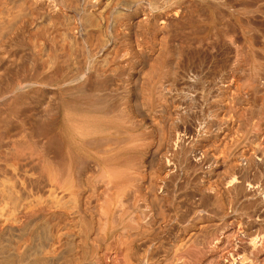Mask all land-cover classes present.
I'll list each match as a JSON object with an SVG mask.
<instances>
[{
    "label": "bare ground",
    "instance_id": "bare-ground-1",
    "mask_svg": "<svg viewBox=\"0 0 264 264\" xmlns=\"http://www.w3.org/2000/svg\"><path fill=\"white\" fill-rule=\"evenodd\" d=\"M69 1L70 0H68L67 2H69ZM176 1H178V0H100V1L86 0L85 3H86V7H87L86 10L87 11H85L83 13L85 15H83L81 13L78 14V16L83 15L81 17L84 18V21H85L84 23L80 24V27L82 30V31L80 30V32L84 33V35L82 34V36H84L85 38L83 40L79 41V43L80 44L85 43L86 45H89V47H95L96 45H98L99 41L102 42V40L100 38L104 37V36L103 37L96 36L97 34H95V32L96 31L101 32V30L103 31V29L105 27H106V29L107 28L109 29V32H107V34H109L108 35L109 37L105 36L107 40L106 39L104 40V38H103V44H101L102 45V51H100L101 53L99 52L100 53V55L98 56L99 58L94 59V61L92 62V71H89V73H87L84 70L83 62L80 60H76L77 54L75 53V51L73 49L74 42L73 43L69 42L72 44H70L69 46L67 45L68 48H66V49L63 47L64 45L61 47H57V49H55L53 46H52L53 48H51L49 46V42L51 40V39H49V30H50V28L56 27L59 24L58 18H57V16H58L57 13H59L61 6H59V3H57V0H56V2H53V0H0V241L2 240L3 237H5L6 233L11 237V239L13 241V244L11 243L12 246L7 245L10 248L12 247L11 249L8 247V251H6L7 249H4L6 252H0V264H3L5 262V260H7L8 258L11 259V255H14V254H16L17 257H19V259H20L19 264H49L46 262L50 261V259H53V261H55V263L52 262L54 264H147V261H148V263H150L149 260H150V258H152V257H149L147 255V253L149 251V248H147V243L149 244V242L153 241L154 236H156L159 233L161 228L163 229V227L164 228L168 227L167 225L174 224L172 226L176 225V229H177V230L176 229H174V230L179 232L180 223L185 224V223H188L189 221H191L192 219H194L195 217L193 216V214L196 211L197 212H203V213H205L204 215H207V216L212 215V216H216V217H218V215H220L223 212L224 207L221 206V204L217 200L216 196H212V195H214V191L216 192V195L219 194L220 192H222V191H220L218 193L219 188H217L216 185H215L216 187L214 186V188L212 187L209 190L206 188L208 191H205L206 190L205 189V190L197 191L194 194V196H193L194 202H193V207H192L193 211L191 210L190 212H192V213H190V212L182 211L185 206L182 208L181 206H183V205H180L179 204L180 202H176L175 200H173L174 198L173 199L171 198L172 197L171 196V194H172V192H171L172 187L171 186L172 185H170V184H172V183H169L168 182L169 180L168 181L165 180V181L161 182V184L159 186L157 184L158 176H157L156 171L154 169V167H155L154 162H156L155 161L156 159L153 161V158H154V156H156L158 154L160 155L161 153H167L168 156L167 157L165 156L166 158H165V164H164L167 168L171 167V169H174L176 166L177 167L179 166L180 169L183 167V169L186 173L189 172V170L191 169V166H192V162H193L192 160L193 159L192 160H191V158L189 159L190 155L188 156V151H187L188 147L185 150L184 146L188 145L189 147H191L193 145L194 140H191V137H194V133H195L194 131H196L194 129H193L194 131L191 129L192 131H190V133H188L190 136V137H188L189 139L186 138L185 135H181L179 138L175 137L176 140L174 141V139H173V141L175 142L174 146H169L170 148L166 146V144L169 142H167V140L163 136H159L156 143H151V144H148L146 146L137 145V146H139L138 150L143 151L147 156L150 157L147 170L142 171V169H141L142 172L139 171L141 162H139V160L134 155H132L131 157L129 156V159H127V160H126V158L128 156L126 158H124L125 160L116 162V165L112 164L113 163L111 161L112 157L118 151V148L115 144H118V143L113 142L110 138H108V136H106L107 134H104L105 136L99 140L96 138L97 140H95V141L93 140V142L89 141L90 143H87V145L90 144V146L94 147L93 155L97 159H100V160H98V161L90 160V162H88L89 160H87V162H85L86 160L79 159L80 156H79L78 160L76 158H74L73 156H69V154H68V156L64 157L63 154L61 153L62 149H61L60 142H58L56 140L57 136H55V134L53 132L54 127L57 124V120L58 119H59L58 121L61 120L58 117L61 116L60 114L62 112L61 108L63 107L62 106L63 103H65L67 101L68 96H73V95L77 96L76 94L84 95L81 97L87 98V100L89 101L88 103L94 102V104H95V101L96 102L99 101L104 106L107 105V103H111L110 108H109V105H107L109 109L106 108L107 109L106 113L109 116H111L112 118H115V120H118L121 124H124V125L127 124L126 126H128V124L130 123V119H128L127 117L126 118L121 117L122 115L120 116L119 113L117 114V112L120 111L119 109H120L121 102L123 101V96H126L128 94V91H130V85L138 87V85L141 83V78L136 76L131 81L124 79L123 77L125 76V74L127 72V67L125 65H122L121 63L125 62L127 65L128 63H131V61L138 60V62H139L138 67L146 68L145 66H147L148 60H149L148 54L142 48L136 49V47H134L132 42L135 41L137 44L139 41L146 42L148 40L149 41L152 40L153 36H151L152 32L150 30L151 29L153 30L156 27H158V29H159V26L157 25V20L150 21L149 18H145V16H147L150 13V11L153 7H156V8L166 7V8H168L167 9L168 13H172V15H177L174 12V7H173L174 4L176 3ZM178 2H180V1H178ZM226 2H228V1H226ZM226 2H224V3L226 5H228V3H226ZM257 2H256V4H257ZM259 2H261V1H259ZM65 3H66V1H65ZM217 4L218 3H216V5ZM234 4H236V3H234ZM191 7L193 8L194 6H191ZM220 7H221V5H220ZM226 7L228 9V6H226ZM169 8H170V10H169ZM256 8L254 7L255 11H256ZM251 9H253V8H251ZM258 9H260V8H258ZM92 10H96V12H97L96 17H95V15L92 16L90 14ZM145 10H147L146 14H145ZM246 12H245V15H246ZM248 12H250V11H248ZM161 13H163V12H161ZM140 14H141L142 18L139 19ZM249 14H252V12ZM165 15H167V14H165ZM205 15H207V14H205ZM210 15H211V13H210ZM218 15L219 16L222 15V11H221V14H218ZM89 16L93 17L92 18L94 20L93 23H90V21L88 22L87 18H90ZM235 16H233V17H235ZM209 17L210 16H208L207 18H204L203 21L198 22L196 24H194L195 23L194 19H193L194 23L192 22L194 25L197 26L196 28L198 29V32L200 31L199 37L204 38V40H207L206 37L210 36L209 34L213 29V26H212L213 21L210 20L211 18H209ZM224 17H227V15L226 16L224 15ZM224 17H222L221 19H223ZM246 18H247V16H246ZM189 19H191V17H189ZM256 19H259V18H256ZM262 19H264V18H262ZM110 20H111V24L109 25ZM198 20H201V19H198ZM239 20L242 21L241 19H239ZM99 21L101 22V26L99 25L100 24ZM227 21L229 22V20H227ZM243 21H242V23H243ZM262 21H264V20H262ZM250 22L252 23L253 21H250ZM246 23H248V21ZM60 25L62 26V23ZM188 25L186 26V30L188 29V31L185 30V33H187V32H190V33L194 32L195 33L196 30H193V29H195V27L194 26L192 27L191 23H190V26L193 29L189 30V28H187ZM213 25H214V23H213ZM247 25H249V24H247ZM181 26H183V25H181ZM166 27H167V25L163 26L162 28H166ZM177 27H178V25L176 26V29H177ZM179 27H180V25H179ZM183 27H185V24ZM225 27H223V28L226 30ZM223 28L221 30H223ZM170 29H168V30H170ZM173 29H174V27H173ZM170 31H168L167 34H169ZM179 31H178V33H179ZM181 31H184V30H181ZM216 31H217V29H216ZM172 32L174 33V30ZM172 32H171V34L173 35ZM214 32H215V30H214ZM233 32H235V28H234ZM244 32H247V31L245 30ZM250 33H249V35H251ZM232 34L235 37L234 33H232ZM50 35H52V34H50ZM172 35H171V39L173 37ZM178 35H180V34H178ZM186 35H184V36H186ZM212 35H214V33H212ZM229 35H230V33H229ZM82 36H81V38L80 37L79 38L82 39ZM30 37H33L34 39L38 38V39L42 40L40 42V45H42V46L39 47V50L38 51L36 50L34 53H33V51L35 50L34 47H32V49H33L32 50V49H30L31 47L29 48V46H28L30 44L29 43ZM51 37H53V35ZM221 37L223 39H225L223 37V35ZM71 38H73V37H71ZM183 38H185V37H183ZM191 38H192V36H191ZM216 38H218V37H216ZM65 39H66V37H65ZM169 39H170V36H169ZM237 40H239V39H237ZM30 41H32V40H30ZM53 41H55V40H53ZM186 41L188 42V40H186ZM209 41H210V38H209ZM165 42L167 43V41H165ZM200 42H201V40L199 39V41L198 42L196 41L195 44L200 43ZM205 42H208V41H205ZM189 43H190V41H189ZM239 43H240V40H239ZM75 44L77 45L76 47H78V42H75ZM168 44L170 45V42H168ZM191 44H194V43H191ZM36 45H37V43H36ZM258 45H259V43H258ZM139 46H141V45H139ZM179 46H181V45H179ZM192 46H194V45H192ZM200 46L202 47V45H200ZM206 46H204V47H206ZM212 46L214 47V45H212ZM246 46H245V48H246ZM241 47H242V45H241ZM81 48H82V46H81ZM81 48H80V50H81ZM96 48H99V47H96ZM245 48H244V50H245ZM86 49H85V51H86ZM208 49L206 51H208ZM92 50L88 49L89 52H91ZM89 52H87V53H89ZM164 52H167V51H164ZM182 52H184V51H182ZM230 52H232V51H230ZM81 53H82L81 55H83V52H81ZM240 53H241V51H240ZM93 54H95V52ZM88 55L90 56V54H88ZM229 55H231V54H228V56ZM195 56H197V54H195ZM201 56H199V58H201ZM243 56H244V54H243ZM81 57H83V56H81ZM125 57H127V59H124ZM188 58H186V59H188ZM246 58L247 57H245L244 59H246ZM254 58H258V57H254ZM260 58L261 57L259 56V59ZM83 59H85V58H83ZM189 60H188V62H190ZM195 60H197V59H195ZM221 60H223V59H221ZM166 61L168 62L167 59H166ZM115 62H118V65L115 68L112 67V68H114V69H112L111 65L114 64ZM158 62H161V61L158 60ZM173 62L174 61L171 59L169 62V66H171L173 64ZM191 63L193 64L194 62H191ZM157 64H159V63H157ZM225 65H227V64H225ZM154 66H155V68L157 67L156 65H154ZM180 67H182V66H180ZM209 68H212V67H209ZM225 69L222 70L219 68V72H218V67H217V69H216L217 71L216 70L215 71L220 74V75L218 74L219 76H217L218 79H219V77L221 78L224 76V74H226ZM202 70H203V68H202ZM234 72L239 75L240 68L236 67L234 69ZM154 73H155V75H154L155 77L152 75L154 77L153 81H150L151 79L149 80L150 82H152V85H151L152 89L148 86L151 90H153L154 86H155V89H157V88L162 89L163 86L165 85V83L170 82V79H173V76H174V72L168 68L165 72H162L161 67H158V69L156 68V72L154 71ZM199 74H201V73H199ZM204 74H206V73H204ZM213 74H214V72H213ZM246 75L247 74H245V76ZM139 76H141V75H139ZM177 76L179 77V75H177ZM205 76H208V74ZM215 76L216 75H214V77ZM180 77H182V75H180ZM204 77H202V78H204ZM185 78H186V76H185ZM185 78L183 77V79H185ZM196 79H198V78L196 77ZM175 80H177V79H175ZM213 80H211L212 83H213ZM236 80H238V76L236 77ZM253 81L254 80L252 79V82ZM22 83L29 84L31 86L30 87L31 90L29 89L30 90L29 93H28V90H27V92L24 91L26 93L22 94V95H20L21 90H19L18 92H20V93H16V94H18V96H17L15 94V89L18 85H20ZM255 83L256 82L254 81V84ZM198 86H197V88H198ZM206 87H208V85ZM146 88H147V86H146ZM201 88H202V86H201ZM257 88H255V89H257ZM194 89H196V88H194ZM206 89L208 90V88H206ZM16 90H18V89H16ZM177 90H179V89H177ZM251 90H252V88H251ZM251 90L250 91L248 90V91L252 92L253 90L252 91ZM261 90H263V89H261ZM159 91L160 90L158 89V92ZM195 92H196V90H195ZM200 92H203V90ZM263 93H264V91H263ZM157 95H159V94H157ZM177 95H178V93H177ZM194 95H196V94H194ZM199 95L197 94L196 96H199ZM138 96H139V93H138ZM217 97H219V96H217ZM136 98H138V97H136ZM161 100H162V98L160 97V99L158 101H156V103H154V104L158 105L161 102ZM226 100L228 101V99H226ZM114 101H117L116 104H114L115 103ZM206 101H207V99H206ZM112 102H113V105H112ZM165 102H167V101H165ZM228 103H233V102L231 101ZM138 104L139 103L137 102V99H134V110L137 113L139 112L141 114L142 113L140 110L141 107L139 109ZM247 104H249V103H247ZM97 105H98V103H97ZM206 105H207V103H206ZM104 106H103V108L101 106V108L105 109ZM170 106H172V105H170ZM230 107H231V105H230ZM66 108H70V106L66 107ZM95 108L98 109L100 107L97 106ZM233 108H231V109H233ZM171 110H172V108H171ZM167 111H170V110H167ZM209 111H210V109H209ZM230 113H231V111H230ZM107 114H106V116H107ZM227 114H228V112H227ZM67 115L68 114H66V116ZM236 115H238V114L236 113ZM208 118H209V115H208ZM208 118H206V119H208ZM156 119H154V120H156ZM167 119H169V118H167ZM115 120H113V121H115ZM179 122H182V121H179ZM184 122H187V121H184ZM110 124H107L106 128ZM163 124H164V122H163ZM255 125H257V124H255ZM110 126H108L109 129L112 128ZM112 126L114 127V125H112ZM155 126L157 128H159L157 125H155ZM129 127H132V125ZM176 127L178 128L179 125ZM188 127H191V126H188ZM195 127H196V125H195ZM117 128L115 130H117ZM117 131L114 132L116 135L118 134ZM262 131H264V130H262ZM83 133L84 132L81 129L77 131V134L80 136L83 135ZM111 133H109V134H111ZM124 133L126 134L125 131H124ZM247 133H249V131ZM115 134H113V135H115ZM236 134H238V133L236 132ZM116 135H115V137H116ZM120 135H118V136H120ZM99 136H100V133H99ZM110 136H112V135H110ZM241 136H242V134H241ZM115 137H113V140H115ZM259 137H262V138L260 140L258 138V142H256V143L252 142L254 145L249 148L250 150L242 153L240 161L237 163L235 162L236 163L235 171L228 173L227 175L222 177L223 178L222 179V181H223L222 187L228 189V193L230 195L229 212H230V215L232 216V220L229 222L223 221L222 223L219 224V227L221 225L220 228L217 227L216 224H214L216 227H213L212 229H209V230L206 229V227L201 224L204 227V228L202 227V229H204L206 231H203V233L199 234L196 237L193 235V237H195L194 239L192 237H190L193 239L190 242V244H188L186 246L185 245L176 246L177 249L174 247L175 250H174L173 257H174V261H175L174 263L175 264H196V262L199 259H201V258H203L209 254L210 249L212 247H214L213 251L215 252V255L211 256L212 257V259H210V260H212L211 264H264V135L261 134V136H259ZM121 138L122 139H125V138H123V137L119 138V141L122 142V146H123L124 141L127 142L128 139H133V137L131 135H129L128 139L127 140L125 139L124 141ZM237 138H238V135H237ZM60 139H62V138H60ZM170 139L172 140V138H170ZM116 140H118V139H116ZM220 140L221 139H219V141ZM238 140H239V138H238ZM55 141L57 142L58 150L60 148V151L57 150L56 158H53V156L50 154H52L51 151L52 152L54 151V148H53L54 146L52 147V145H53V142H55ZM60 141L62 142V140H60ZM133 141H134V139H133ZM228 144H229V142H228ZM133 145H134V143H133ZM209 145L210 144H208L207 146H209ZM211 145H212V143H211ZM51 147L53 150H51ZM131 147H134V146H131ZM116 148H117V151H116ZM126 151H128V150H126ZM131 152H133V151H131ZM125 153H127V152H125ZM211 154L208 155L205 158V160L203 159V163L212 164L216 158L215 155H218L221 157V153H220V155L219 154L211 155ZM50 156H51V158H50ZM161 157H162V155H161ZM197 157L198 156H195L194 158L196 159ZM233 158H235V157H233ZM221 159H222V157H221ZM197 161H198V159H197ZM100 162L103 163V166L101 165ZM194 162L196 163V161H194ZM201 163L199 161L200 165H201ZM82 164H83V166L87 165L85 168L83 167L84 168L83 171H82L83 168L80 166ZM219 164H221V163H219ZM119 166H124V167L129 166L130 168L129 169L128 168L122 169V168H118ZM79 167L82 169L80 170ZM222 168H224V167H222ZM176 169H178V168H176ZM168 170H167V173L172 172V170L171 171H168ZM180 172H181V170H180ZM214 173H217V172H214ZM87 175L89 176V181L92 184L91 187L94 186L93 188L97 189V197H96V200H98L97 203L94 202L92 204V202L90 200L91 203L86 204L88 201L85 203V201H86L85 200V201H83L85 203L84 204V203H81V201L80 202L77 201L75 198L77 196L76 191L79 190L77 188L78 184H80L79 182H81L82 178L87 176ZM166 175L167 174H165V176ZM194 176H196V175H194ZM183 177H184V175H183ZM166 178L169 179V177H167V176H166ZM173 178L175 179V177H173ZM159 179H160V177H159ZM18 182L20 183L19 186L20 185L21 186L18 187V185H17V189H16L13 185L15 184V186H16V184H18ZM84 185H85V183H84ZM207 185L208 184H206V186ZM53 187L58 191V195H57V192L55 190L54 191L52 190ZM207 187H209V185ZM50 188H52V189L50 190ZM201 189H203V187H201ZM46 190H48V194H47L48 196L50 194L49 192H52L53 195L56 193L55 194L56 197H58L60 194L61 195L60 199L63 196V198L66 197L65 199L69 198L72 200V202H70L69 199H68L69 201L65 200V202H67V203L68 202L72 203V206L70 207V210L68 211L69 212L68 214H69L70 219H71L69 221L70 223L68 225V226H70V228L67 227V224H65L63 222V218H62V217H64L63 213H65L67 211L66 210L65 212H63V209L65 207L64 208L62 207L63 208L62 209L60 206H58V205L55 206L53 204L54 205V208H52L54 210L53 211V210L49 209V207L46 208L47 206L45 207L43 204H40V205L38 204L37 207H35V208H29V205L28 204L26 205L25 204L26 202H25L24 204L26 206V209L27 210L29 209V210L26 213L21 214V212H20V210L22 211L21 205H20L21 200H22V202H24L26 200L25 198H28L29 196H31L33 194L35 195L36 193L42 192L44 194V191H46ZM79 191H81V190H79ZM174 191H176V190H174ZM46 193L43 196H46ZM78 193L79 192H77V194ZM52 194H50V195L53 197ZM86 195H88V194H86ZM78 196H79V194H78ZM35 197L37 198V199L36 198L35 199L37 200L38 203L42 202V201H43V203L45 202L43 199L44 197L39 198V194H37V196L35 195ZM47 197H46V199H47ZM50 197H48V199ZM63 198L61 201H64ZM89 198H91V197H89ZM57 199H59V198H57ZM164 199L166 200V202H168V204L170 206L169 218H166V212L163 209V207H164V205H163L164 201L163 200ZM28 200H29V198H28ZM28 200H27V202L29 203ZM53 200H54V198H53ZM92 200H94V199H92ZM191 201H192V199H191ZM227 201H229V200H226V202ZM22 202H21V204H22ZM55 202L57 203V201H55ZM30 203H31V201H30ZM46 203H47V201H46ZM46 203H44V204L47 205ZM146 204H150L155 208L153 210H155L156 213H152L153 215L156 214L154 217L151 216V214L149 212L143 210V208H144L143 206H145ZM150 205H148L147 207H150ZM25 206L23 208H25ZM27 206H28V208H27ZM49 206H52V205H49ZM65 206L67 207V205H65ZM153 207H151V208H153ZM190 209H188V210H190ZM18 210L20 213L18 212ZM24 211H26V210L24 209ZM17 212L21 216L23 214H25L24 218L22 219L23 216L22 217L19 216ZM220 216H222V214ZM208 218H210V217H208ZM66 222L68 223V221H66ZM61 223H63L62 224L63 226L60 228ZM190 223H188V224H190ZM55 225H57V228L54 230L55 231L54 232V231H52V228H53V226L56 227ZM209 226L210 225H208L207 227H209ZM212 226H210V227H212ZM227 227H229V229H228L229 233L223 238L224 240L222 241V238H221L222 236L218 237L219 236L218 232H220V230H223ZM45 230H47L48 234H47V232H44ZM65 230L66 231L68 230V231L65 232ZM43 233L47 234L50 238V240H49L45 237V240H47V241L49 240L48 242L46 241V243H43L44 240L41 242L39 240L40 238H42V236L40 234H43ZM7 238H8V236H7ZM4 239L6 240V238H3V240ZM188 239H189V237H188ZM65 246L70 247L69 252L67 251L69 256H71L70 258L64 257L63 256L64 254L60 252V250H62L61 248L65 247ZM4 247L6 248V246H4ZM34 247H36L35 248L36 250L34 249ZM164 255H165V253H164ZM17 257H16V259H17ZM170 258H172V257H170ZM167 260H168V258H167ZM13 261H14V259H13ZM206 263H207V261H206ZM206 263H204V264H206Z\"/></svg>",
    "mask_w": 264,
    "mask_h": 264
},
{
    "label": "rangeland",
    "instance_id": "rangeland-1",
    "mask_svg": "<svg viewBox=\"0 0 264 264\" xmlns=\"http://www.w3.org/2000/svg\"><path fill=\"white\" fill-rule=\"evenodd\" d=\"M62 1V2H61ZM66 1V3H65ZM68 0H57V3H59L60 7V11L59 13H57V18H58V25L56 27L50 28L49 30V46L51 48H55L57 49V47H61L63 46L65 49L68 48V46L70 44H72L74 42L73 45V49L75 51V53L77 54V59L76 60H80L83 62V66H84V70L89 73V71H92V62L94 61V59L99 58L98 56L100 55V51H102V45L103 44V38L104 40L106 39L105 36H108L109 34H107V32H109V29L106 27L103 29V31L101 30V32L96 31L95 34H97L96 36H100L103 38H100L102 40V42H98V45H96L95 47H89V45H86L85 43H79V41L83 40L85 37L82 36V34L84 35L83 32H80L81 27L80 24L84 23V18H82L81 16L85 15L83 14L86 10V0H70L69 2H67ZM73 3H72V2ZM100 1V0H97ZM180 1V2H178ZM176 1V3L174 4V12L177 15H172V13H168V8L166 7H161V8H156L153 7L150 11V13L145 16V18H149L150 21H154L157 20V25L158 27L154 28L153 30L151 29L150 31L151 36H153L152 40H148L146 42H142L139 41L137 44L135 41H133V45L134 47H136V49L138 48H142L143 50H145V52L148 54L149 56V60H148V64L147 66H145L146 68H140L139 66V62L138 60L135 61H131V63H128L126 65L125 62L121 63L122 65H125L127 67V72L125 74V76L123 77L124 79L131 81L133 80L134 77L138 76L141 78V83L137 86H133L130 85V91H128V94L126 96H123V101L121 102L120 105V111L117 112V114L119 113V115L121 117L124 118H128L130 119V123L128 124V126L121 124L118 120H115V118H112L111 116H109L106 113V110L109 109L111 106V103H107V105H109V108L107 105H103L101 102L99 101H95L94 102H90L87 100V98L81 97L84 96L82 94H76L77 96H68L67 101L65 103H63V107L61 108L62 112H61V116H59L58 118H60L61 120L58 121L57 120V124L54 127V134L56 137V140L58 142H60L61 145V149H62V154L64 157L68 156H73L74 158H76L78 160L79 156L81 160H86L85 162H87V160H89L88 162H90V160L92 161H98L100 159H97L94 155H93V150L94 147L90 146V144L87 145V143H90L89 141L93 142V140H99L102 137H104V134H107L106 136H108V138H110L113 142H116L118 144H115L118 148H116V153L113 155L112 157V164L116 165V162L118 161H122L125 160L124 158L129 159V156L131 157L132 155H134L139 162H141L140 165V170L142 169V171L147 170L148 167V162H149V156H147L143 151L138 150L139 146H146L148 144L151 143H156L157 139L159 136H163L167 142L166 146H174V141L176 140V138H179L181 135H185L186 138L190 137L188 133H190V131H192L193 129L196 130L194 131V137H191V140H194V143L191 147H189L188 145L184 146V149L186 150L187 147V151H188V156L189 159L191 158L192 162V166L191 169L189 170L188 173H186L183 169V167L180 169V167L176 166L174 169H171V167L167 168L164 164H165V158L168 156L167 153H161L160 155H156L153 158V161L155 160L156 162H154L155 164V171L156 174L158 176L157 179V184L158 186L161 184V182L165 181V180H169V183H172L170 185H172L171 187V198L173 200H175L176 202H180V205L183 208L182 211L185 212H190L192 210L193 207V196L197 191H201V190H205L206 188L209 190L210 188H214V186L216 185L217 188H219L220 192L219 194L216 195V192L214 191V195L212 196H216L217 200L220 202L221 206L224 207L223 212L221 213L222 216L218 215V217L216 216H207L204 215L205 213L203 212H195L193 214V216L195 217L194 219H192L191 221H189L188 223H180V229L179 232H177L176 230V225L172 226V225H167L168 227L163 229L161 228V230L159 231V233L154 236L153 238V243L149 242V244L147 243V248H149V251L147 253V255L150 258L149 262L147 261V264H175L174 262V247L176 248V246L179 245H188L190 244V242L199 234L203 233V231H206L204 229H202L203 226L206 227V229H212L213 227H219V224L222 223L223 221L225 222H229L232 220V216L230 215L229 212V203H230V195L228 193V189L222 187L223 186V181H222V177H224L225 175H227L228 173L234 172L235 171V166L236 163L240 161L241 158V154L250 150L249 148L252 147L254 144L258 142V138L259 140L263 137H259L262 135H264V0H178ZM228 1V2H226ZM258 1V2H257ZM261 1V2H259ZM53 2H56V0H53ZM200 4H199V3ZM206 2V3H205ZM208 2V3H207ZM218 3L216 5V3ZM224 2L228 3V5H226ZM249 2V3H248ZM252 2V3H251ZM257 2V4H256ZM215 3V4H214ZM236 3V4H234ZM238 3V4H237ZM260 3V4H259ZM74 4V5H73ZM78 4V5H77ZM84 4V5H83ZM183 4V5H182ZM204 4V5H203ZM211 4V5H210ZM225 6H224V5ZM240 4V5H239ZM246 4V5H245ZM253 6H252V5ZM63 5V6H62ZM215 5V6H214ZM219 5V6H218ZM221 5V7H220ZM244 5V6H243ZM251 5V6H250ZM191 6H194L193 8ZM207 6V7H206ZM211 6V7H210ZM214 6V7H213ZM228 6V9L227 7ZM231 6V7H230ZM237 6V7H236ZM241 6V7H240ZM246 6V7H245ZM70 7V8H69ZM245 7V8H244ZM254 7L256 8V11L254 9ZM220 8V9H219ZM253 8V9H251ZM260 8V9H258ZM82 9V10H81ZM158 9V10H157ZM163 9V10H162ZM204 9V10H203ZM250 11V12H248ZM160 10V11H159ZM167 10V11H166ZM170 10V8H169ZM252 10V11H251ZM254 10V11H253ZM95 11V12H94ZM145 10V14H146ZM157 11V12H156ZM190 11V12H189ZM204 11V12H203ZM211 11V12H210ZM220 11V12H219ZM222 11V15H218L221 14ZM226 11V12H225ZM247 11V12H246ZM163 12V13H161ZM173 12V13H174ZM217 14H216V13ZM224 12V13H223ZM246 12V15H245ZM252 14H249L251 13ZM77 13V14H76ZM81 13L83 15H79L78 14ZM96 10H92L91 11V15L96 17ZM211 13V15H210ZM244 13V14H243ZM69 14V15H68ZM167 14V15H165ZM207 14V15H205ZM248 14V15H247ZM77 15V16H76ZM191 15V16H190ZM224 15L227 17H224ZM237 17H236V16ZM244 15V16H243ZM67 16V17H66ZM174 16V17H173ZM204 16V17H203ZM208 16H210L209 18H211L210 20L213 21L212 26L213 29L210 32V36L206 37L207 40H204V38L199 37V32L198 29L196 28L197 26L194 25L198 22L203 21L204 18H207ZM214 16V17H213ZM235 16V17H233ZM247 16V18H246ZM254 16V17H253ZM261 16V17H260ZM60 17V18H59ZM80 17V18H79ZM90 18H87L88 22L90 21V23H93L94 20L92 19L93 17L89 16ZM185 17V18H184ZM189 17H191V19H189ZM202 17V18H201ZM222 17H224L223 19H221ZM229 17V18H228ZM142 18L141 14L139 15V19ZM227 18V19H226ZM250 18V19H249ZM256 18H261L256 19ZM61 19V20H60ZM195 23H194V20ZM201 19V20H198ZM236 19V20H235ZM239 19H241L243 21H240ZM174 20V21H173ZM184 20V21H183ZM192 20V21H191ZM229 20V22L227 21ZM232 22H231V21ZM239 20V21H238ZM248 23H246L247 21ZM255 20V21H254ZM186 21V22H185ZM189 23H188V22ZM191 21V22H190ZM236 21V22H235ZM250 21H253L252 23ZM87 22V23H88ZM194 24H193V23ZM231 22V23H230ZM263 22V23H262ZM62 23V26L60 25ZM99 25L101 26V22L99 21ZM173 23V24H172ZM178 23V24H177ZM195 27V29H193L191 26ZM245 23V24H244ZM251 23V24H250ZM111 24V20L109 21V25ZM185 24V27H183ZM189 24V25H188ZM218 24V25H217ZM249 24V25H247ZM167 25L166 28H162L163 26ZM171 25V26H170ZM178 25L177 29L176 26ZM182 28H180L179 27ZM183 25V26H181ZM188 25L187 28H189V30L193 29L196 30L195 33L192 32H187L185 33L186 30V26ZM220 25V26H219ZM226 27H225V26ZM263 25V26H262ZM162 26V27H161ZM215 26V27H214ZM62 29H61V28ZM64 27V28H63ZM75 27V28H74ZM79 27V28H78ZM172 29H170V28ZM174 27V29H173ZM225 27L226 30L223 28ZM232 27V28H231ZM180 28V29H179ZM185 28V29H184ZM223 28V30H221ZM228 28V29H227ZM235 28V32L234 31ZM75 29V30H74ZM79 29V30H78ZM102 29V28H101ZM162 29V30H161ZM170 29V30H168ZM217 29V31H216ZM220 29V30H219ZM174 30V33L172 32ZM179 33H178V31ZM184 30V31H181ZM192 30V31H193ZM219 30V31H218ZM228 30V31H227ZM232 30V31H231ZM239 30V31H238ZM247 32H244V31ZM82 31V30H81ZM161 31V32H160ZM168 31H170L169 34ZM188 31V29L186 30ZM227 31V32H226ZM230 31V32H229ZM70 32V33H69ZM171 32L173 33V35L171 34ZM182 32V33H181ZM222 32V33H221ZM225 32V33H224ZM237 32V33H236ZM251 32V33H250ZM62 35H61V34ZM78 33V34H77ZM80 33V34H79ZM212 33H214V35H212ZM224 33V34H223ZM230 33V35H229ZM235 35V37L233 36V34ZM247 33V34H246ZM249 33L251 35H249ZM53 37H51L52 35ZM153 34V35H152ZM175 34V35H174ZM180 34V35H177ZM187 34V35H186ZM192 38H191V36ZM194 34V35H193ZM254 34V35H253ZM260 34V35H259ZM68 35V36H67ZM70 35V36H69ZM168 35V36H167ZM171 35L174 37H172L171 39ZM186 35V36H184ZM217 35V36H216ZM223 35V37L225 39H223L221 36ZM62 38H60V37ZM82 36V39H80ZM95 36V37H96ZM159 36V37H158ZM170 36V39H169ZM176 36V37H175ZM214 36V37H213ZM253 38H252V37ZM261 36V37H260ZM59 37V38H58ZM68 40H66L65 39ZM73 37V38H71ZM80 37V38H79ZM109 37V36H108ZM163 37V38H162ZM165 37V38H164ZM182 37V38H181ZM185 37V38H183ZM194 37V38H193ZM213 37V38H212ZM218 37V38H216ZM239 37V38H238ZM258 37V38H257ZM260 37V38H259ZM31 38V39H30ZM29 38V48L32 49V47H34V51L33 53L37 50H39V47H41L42 45H40V42L42 40L40 39H34L33 37ZM79 38V39H78ZM176 38V39H175ZM210 38V41H209ZM241 38V39H240ZM61 41H60V40ZM64 39V40H63ZM72 39V40H71ZM77 39V40H76ZM98 39V38H97ZM159 39V40H158ZM169 39V40H168ZM194 39V40H193ZM199 39L201 40L200 43H196L195 42L199 41ZM204 41H203V40ZM235 39V40H234ZM239 39L240 43H239ZM250 39V40H249ZM32 40V41H30ZM55 40V41H53ZM67 42H66V41ZM107 40V39H106ZM161 40V41H160ZM171 40V41H170ZM177 40V41H176ZM182 40V41H181ZM188 40V42L186 41ZM217 40V41H216ZM257 40V41H256ZM260 40V41H259ZM52 41V42H51ZM63 41V42H62ZM167 41V43L165 42ZM174 41V42H173ZM181 43H180V42ZM190 41V43H189ZM193 41V42H192ZM208 41V42H205ZM224 43H223V42ZM227 41V42H226ZM259 41V42H258ZM34 42V43H33ZM72 42V43H69ZM75 42H78V47H76L77 45L75 44ZM168 42H170V45L168 44ZM210 42V43H209ZM226 42V43H225ZM37 43V45H36ZM64 43V44H63ZM147 43V44H146ZM166 43V44H165ZM177 43V44H176ZM185 43V44H184ZM194 43V44H191ZM202 43V44H201ZM228 43V44H227ZM238 43V44H237ZM259 43V45H258ZM262 43V44H261ZM149 44V45H148ZM199 44V45H198ZM207 46H206V45ZM56 45V46H55ZM66 45V46H65ZM68 45V46H67ZM82 48H81V46ZM141 45V46H139ZM181 45V46H179ZM186 45V46H185ZM191 45V46H190ZM194 45V46H192ZM202 45V47L200 46ZM214 45V47L212 46ZM221 45V46H220ZM223 45V46H222ZM242 45V47H241ZM247 45V46H246ZM256 45V46H255ZM53 46V47H52ZM75 46V47H74ZM160 46V47H159ZM206 46V47H204ZM246 46V48H245ZM38 49H37V48ZM85 47V48H84ZM99 47V48H96ZM193 47V48H192ZM204 47V48H203ZM227 47V48H226ZM79 48V49H78ZM81 48V50H80ZM87 48V49H86ZM94 48V49H93ZM198 48V49H197ZM210 50H209V49ZM212 48V49H211ZM224 48V49H223ZM234 48V49H233ZM245 48V50H244ZM254 48V49H253ZM84 49V50H83ZM86 49V51H85ZM92 50L91 52L88 51ZM165 49V50H164ZM168 49V50H167ZM202 49V50H201ZM208 49V51H206ZM227 49V50H226ZM230 49V50H229ZM258 49V50H257ZM33 50V49H32ZM95 50V51H94ZM226 50V51H225ZM254 50V51H253ZM78 51V52H77ZM167 51V52H164ZM184 51V52H182ZM215 51V52H214ZM219 51V52H218ZM225 51V52H224ZM228 51V52H227ZM232 51V52H230ZM241 51V53H240ZM258 51V52H257ZM83 52V55H81ZM89 52V53H87ZM95 52V54H93ZM100 52V53H99ZM156 52V53H155ZM191 52V53H190ZM237 52V53H236ZM92 53V54H91ZM163 53V54H162ZM166 53V54H165ZM168 53V54H167ZM254 53V54H253ZM90 54V56L88 55ZM155 54V55H154ZM195 54H197V56H195ZM228 54H231L228 56ZM244 54V56H243ZM248 56H247V55ZM261 54V55H260ZM165 57H164V56ZM168 55V56H167ZM181 55V56H180ZM187 55V56H186ZM202 55V56H201ZM83 56V57H81ZM85 56V57H84ZM167 56V57H166ZM183 56V57H182ZM192 56V57H191ZM194 56V57H193ZM199 56H201V58H199ZM258 57V58H254V57ZM259 56L261 57L259 59ZM180 57V58H179ZM189 57V58H188ZM245 57H247L246 59H244ZM85 58V59H83ZM87 58V59H86ZM169 58V59H168ZM188 58V59H186ZM209 60H208V59ZM212 58V59H211ZM254 58V59H253ZM263 58V59H262ZM124 59H127V57H125ZM123 59V60H124ZM151 59V60H150ZM166 59L168 60V62L166 61ZM173 60V64L171 66H169V62L170 60ZM186 59V60H185ZM190 59V60H189ZM193 59V60H192ZM197 59V60H195ZM223 59V60H221ZM161 61V62H158ZM181 60V61H180ZM188 60L190 62H188ZM256 60V61H255ZM200 61V62H199ZM233 61V62H232ZM74 62V61H73ZM150 62V63H149ZM166 62V63H165ZM188 62V63H187ZM191 62H194L193 64ZM209 62V63H208ZM230 62V63H229ZM235 62V63H234ZM117 63V64H116ZM125 63V64H124ZM135 63V64H134ZM157 63H161L160 65ZM179 64V65H178ZM182 64V65H181ZM227 64V65H225ZM118 65V62H115L114 64L111 65L112 67H116ZM156 65L157 69L158 67H161L162 72H165L168 69H171L174 72V76L173 79H170V82H166L165 85L163 86L162 89L157 88L155 89V86L153 87V90L151 85L154 79V71L156 72ZM159 65V66H158ZM162 65V66H161ZM177 65V66H176ZM186 65V66H185ZM197 65V66H196ZM208 65V66H207ZM210 65V66H209ZM166 66V67H165ZM176 66V67H175ZM182 66V67H180ZM212 67V68H209ZM218 67V72H219V68L226 71V74H224L223 77H218L220 74L218 72H216ZM225 67V68H224ZM236 67L240 68V72L239 75L236 74L234 72V69ZM259 67V68H258ZM112 68V69H114ZM185 68V69H184ZM203 68V70H202ZM247 68V69H246ZM253 68V69H252ZM140 69V70H139ZM150 69V70H149ZM164 69V70H163ZM166 69V70H165ZM201 69V70H200ZM178 70V71H177ZM180 70V71H179ZM214 70V71H213ZM216 70V71H215ZM229 70V71H228ZM263 70V71H262ZM197 71V72H196ZM228 71V72H227ZM249 71V72H248ZM208 72V73H207ZM210 72V73H209ZM214 72V74H213ZM141 73V74H140ZM197 73V74H196ZM201 73V74H199ZM206 73V74H204ZM228 73V74H227ZM204 74V75H203ZM208 76H205L207 75ZM219 74V75H218ZM245 74H247L245 76ZM253 74V75H252ZM141 75V76H139ZM154 77H153V76ZM179 75V77L177 76ZM180 75H182V77H180ZM198 75V76H197ZM214 75H216L214 77ZM238 76V80H236V77ZM177 76V77H176ZM186 76V78H185ZM188 76V77H187ZM205 76V77H204ZM213 76V77H212ZM253 76V77H252ZM150 77V78H149ZM183 77L185 79H183ZM196 77L198 79H196ZM204 77V78H202ZM217 77V78H216ZM225 77V78H224ZM231 77V78H230ZM194 78V79H193ZM208 78V79H207ZM151 79V80H150ZM177 79V80H175ZM205 79V80H204ZM213 80V83L211 80ZM216 79V80H215ZM234 79V80H233ZM252 79L256 82L254 84V81L252 82ZM256 79V80H255ZM150 80V81H149ZM240 80V81H239ZM180 81V82H179ZM192 81V82H191ZM202 81V82H201ZM204 81V82H203ZM225 81V82H224ZM232 83H231V82ZM148 82V83H147ZM208 82V83H207ZM225 84H224V83ZM147 83V84H146ZM151 83V84H150ZM185 85H184V84ZM205 83V84H204ZM215 83V84H214ZM218 83V84H217ZM258 83V84H257ZM144 84V85H143ZM169 84V85H168ZM183 84V85H182ZM201 84V85H200ZM245 84V85H244ZM27 85V86H26ZM199 85V86H198ZM208 85V87H206ZM223 85V86H222ZM225 85V86H224ZM236 85V86H235ZM250 85V86H249ZM259 85V86H258ZM147 86V88H146ZM151 88H149V87ZM173 86V87H172ZM183 86V87H182ZM193 88H191V87ZM198 86V88H197ZM202 86V88H201ZM205 86V87H204ZM21 87V88H20ZM24 87V88H23ZM31 86L29 84H20L16 87L15 89V94L16 93H20V95L25 94L28 90H31L30 88ZM136 87V88H135ZM145 87V88H144ZM166 87V88H165ZM168 87V88H167ZM246 87V88H245ZM259 89H258V88ZM196 88V89H194ZM204 88V89H203ZM208 88V90L206 89ZM210 88V89H209ZM234 88V89H233ZM254 91H252L251 90ZM254 88V89H253ZM257 88V89H255ZM30 89V90H29ZM158 89L160 90L158 92ZM172 89V90H171ZM179 89V90H177ZM189 89V90H188ZM221 89V90H220ZM263 89V90H261ZM19 90H21L20 92H18ZM139 90V91H138ZM196 90V92H195ZM203 92H200L202 91ZM247 90V91H246ZM251 90L252 92H249ZM259 92H258V91ZM26 91V92H24ZM172 93H171V92ZM178 91V92H177ZM214 91V92H213ZM219 91V92H218ZM233 91V92H232ZM244 91V92H243ZM256 91V92H255ZM158 92V93H157ZM161 92V93H160ZM176 92V93H175ZM181 92V93H180ZM206 92V93H205ZM210 92V93H209ZM249 92V93H248ZM139 93V96H138ZM144 93V94H143ZM178 93V95H177ZM183 93V94H182ZM190 93V94H189ZM212 93V94H211ZM217 93V94H216ZM159 94V95H157ZM194 94H200L199 96H196ZM203 94V95H202ZM210 94V95H209ZM245 94V95H244ZM18 96V94H16ZM19 95V96H20ZM157 95V96H156ZM183 95V96H182ZM202 95V96H201ZM230 95V96H229ZM254 95V96H253ZM263 95V96H262ZM201 96V97H200ZM219 96V97H217ZM261 98H260V97ZM128 99H127V98ZM138 97V98H136ZM156 97V98H155ZM160 97L162 98L161 102L156 105L154 103H156V101H158L160 99ZM174 97V98H173ZM182 97V98H181ZM194 97V98H193ZM205 97V98H204ZM215 97V98H214ZM258 97V98H257ZM181 98V99H180ZM202 98V99H201ZM218 98V99H217ZM256 98V99H255ZM134 99H137V102L139 103V109L141 107V114L138 112H136L134 110ZM207 99V101H206ZM228 99V101L226 100ZM232 99V100H231ZM249 99V100H248ZM205 100V101H204ZM163 101V102H162ZM167 101V102H165ZM170 101V102H169ZM181 101V102H180ZM199 101V102H198ZM210 103H209V102ZM233 102V103H228V102ZM248 101V102H247ZM116 104L117 101H114ZM179 102V103H178ZM260 102V103H259ZM74 103V104H73ZM98 103V105H97ZM181 103V104H180ZM207 103V105H206ZM249 103V104H247ZM259 103V104H258ZM67 104V105H66ZM72 104V105H71ZM102 104V105H101ZM133 104V105H132ZM176 104V105H175ZM113 105V102H112ZM172 105V106H170ZM179 105V106H178ZM202 105V106H201ZM213 105V106H212ZM229 107H228V106ZM231 105V107H230ZM235 105V106H234ZM70 108H66L69 107ZM93 106V107H92ZM99 106L100 108H95ZM105 109H102L101 108ZM146 106V107H145ZM183 106V107H182ZM245 106V107H244ZM247 106V107H246ZM181 107V108H180ZM234 107V108H233ZM107 108V109H106ZM172 108V110H171ZM205 108V109H204ZM233 108V109H231ZM96 109V110H95ZM103 111H102V110ZM156 109V110H155ZM210 109V111H209ZM214 109V110H213ZM228 109V110H227ZM241 109V110H240ZM170 110V111H167ZM196 110V111H195ZM199 110V111H198ZM213 112H212V111ZM216 110V111H215ZM225 110V111H224ZM105 111V112H104ZM194 111V112H193ZM201 111V112H200ZM231 111V113H230ZM238 115H236V113ZM239 111V112H238ZM108 112V111H107ZM211 112V113H210ZM226 112V113H225ZM228 112V114H227ZM104 113V114H103ZM207 113V114H206ZM64 114V115H63ZM66 114H68L66 116ZM107 114V116H106ZM156 114V115H155ZM198 114V115H197ZM201 114V115H200ZM203 114V115H202ZM205 114V115H204ZM213 114V115H212ZM222 114V115H221ZM136 115V116H135ZM165 115V116H164ZM170 115V116H169ZM209 115V118H208ZM215 115V116H214ZM236 115V116H235ZM142 116V117H141ZM144 116V117H143ZM146 116V117H145ZM191 116V117H190ZM232 116V117H231ZM157 119H156V118ZM180 117V118H179ZM203 119H202V118ZM205 117V118H204ZM222 117V118H221ZM238 117V118H237ZM112 118V119H111ZM148 118V119H147ZM161 118V119H160ZM169 118V119H167ZM186 118V119H185ZM200 118V119H199ZM208 118V119H206ZM220 118V119H219ZM235 118V119H234ZM110 119V120H109ZM156 119V120H154ZM196 119V120H195ZM199 119V120H198ZM228 119V120H227ZM233 119V120H232ZM244 119V120H243ZM115 120V121H113ZM149 120V121H148ZM165 120V121H164ZM206 120V121H205ZM154 121V122H153ZM157 121V122H156ZM176 121V122H175ZM182 121V122H179ZM187 121V122H184ZM200 121V122H199ZM245 121V122H244ZM59 122V123H58ZM156 122V123H155ZM164 122V124H163ZM175 122V123H174ZM195 122V123H194ZM256 122V123H255ZM111 123V124H110ZM117 123V124H116ZM152 123V124H151ZM158 123V124H157ZM162 123V124H161ZM183 123V124H182ZM185 123V124H184ZM110 124L108 126L112 127L111 129H109V127L106 125ZM157 125L159 128H157L155 125ZM183 126H182V125ZM194 124V125H193ZM237 124V125H236ZM257 124V125H254ZM114 125V127L112 126ZM123 125V126H122ZM132 127H129L131 126ZM179 127L177 128L176 126ZM196 125V127H195ZM198 125V126H197ZM220 125V126H219ZM225 125V126H224ZM232 125V126H231ZM121 126V127H120ZM163 126V127H162ZM191 126V127H188ZM224 126V127H223ZM118 127V128H117ZM124 129H123V128ZM135 127V128H134ZM167 127V128H166ZM245 127V128H244ZM251 127V128H250ZM117 128V130H115ZM120 128V129H119ZM157 128V129H156ZM166 128V129H165ZM172 128V129H171ZM255 128V129H254ZM263 128V129H262ZM83 130V135H78L77 131L78 130ZM127 129V130H126ZM160 131H159V130ZM168 129V130H167ZM184 129V130H183ZM192 129V130H191ZM199 129V130H198ZM203 129V130H202ZM254 129V130H253ZM113 130V131H112ZM115 130V131H114ZM133 130V131H132ZM165 130V131H164ZM187 130V131H186ZM209 130V131H208ZM232 130V131H231ZM117 131V135L114 133ZM122 131V132H121ZM124 131L126 132V134L124 133ZM131 131V132H130ZM221 131V132H220ZM249 131V133L247 132ZM97 132V133H96ZM112 132V133H111ZM133 132V133H132ZM231 132V133H230ZM233 132V133H232ZM236 132L238 134H236ZM100 133V136H99ZM111 133V134H109ZM121 135H120V134ZM132 133V134H131ZM154 133V134H153ZM176 135H175V134ZM181 133V134H180ZM186 133V134H185ZM207 133V134H206ZM247 133V134H246ZM254 133V134H253ZM57 134V135H56ZM98 134V135H97ZM115 134V135H113ZM136 134V135H135ZM178 134V135H177ZM240 134V135H239ZM242 134V136H241ZM97 137H96V136ZM112 135V136H110ZM120 135V136H118ZM123 135V136H122ZM129 135H131L134 139H128ZM136 137H135V136ZM165 135V136H164ZM207 135V136H206ZM234 135V136H233ZM238 135V138H237ZM110 136V137H109ZM143 136V137H142ZM222 136V137H221ZM232 136V137H231ZM241 136V137H240ZM250 136V137H249ZM113 137H115V140H113ZM123 137L127 140L124 141L125 139H122L123 142V146H122V142L119 141V138ZM62 138V139H60ZM97 138V139H96ZM136 138V139H135ZM172 138V140L170 139ZM235 138V139H234ZM253 138V139H252ZM174 139V141H173ZM189 139V138H188ZM219 139H221L219 141ZM62 140V142L60 141ZM77 140V141H76ZM136 140V141H135ZM140 140V141H139ZM251 140V141H250ZM146 141V142H145ZM223 141V142H222ZM238 141V142H237ZM134 145H133V143ZM172 144H171V143ZM229 142V144H228ZM253 142V143H252ZM86 143V144H85ZM212 143V145H211ZM215 143V144H214ZM224 143V144H223ZM227 143V144H226ZM130 144V145H129ZM169 144V145H168ZM208 144H210L209 146H207ZM224 146H222V145ZM82 145V146H81ZM119 145V146H118ZM127 145V146H126ZM139 145V146H137ZM240 145V146H239ZM54 146V147H53ZM85 146V147H84ZM90 146V147H89ZM134 146V147H131ZM137 146V147H136ZM228 146V147H227ZM232 146V147H231ZM52 147L54 148V153L51 151L53 158H56L57 155V150H58V146H57V142H53ZM51 147V150H53ZM125 147V148H124ZM216 149H215V148ZM122 148V149H121ZM170 148V147H169ZM237 148V149H236ZM240 148V149H239ZM245 150H244V149ZM235 149V150H234ZM128 150V151H126ZM217 150V151H216ZM60 151V148L59 150ZM130 151V152H129ZM133 151V152H131ZM204 151V152H203ZM224 153H223V152ZM231 151V152H230ZM239 151V152H238ZM127 152V153H125ZM190 152V153H189ZM212 153V154H211ZM221 153V157L215 154H219ZM55 156H54V155ZM165 154V155H164ZM215 155V160L213 161L212 164H205L203 163V159L205 160V158L208 155ZM91 155V156H90ZM162 155V157H161ZM203 155V156H202ZM226 155V156H225ZM94 156V157H93ZM159 156V157H158ZM166 156V157H165ZM195 156H198L196 159L194 158ZM202 156V157H201ZM229 156V157H228ZM156 157V158H155ZM235 157V158H233ZM51 158V156H50ZM195 159V160H194ZM198 159V161H197ZM200 159V160H199ZM221 159V160H220ZM54 160V159H53ZM223 160V161H222ZM159 161V162H158ZM196 161V163L194 162ZM199 161L201 163V165L199 164ZM54 162V161H53ZM82 162V161H81ZM230 162V163H229ZM236 162V163H235ZM101 163V162H100ZM221 163V164H219ZM101 165L103 166V163H101ZM194 165V166H193ZM208 165V166H207ZM225 165V166H224ZM82 168L86 167L87 165L83 166L80 165ZM205 166V167H204ZM195 167V168H194ZM202 167V168H201ZM224 167V168H222ZM80 168V167H79ZM80 168V170L82 169ZM84 168L82 169V171L84 170ZM118 168H122V169H129V166H119ZM178 168V169H176ZM166 169V170H165ZM169 169V170H168ZM196 169V170H195ZM201 169V170H200ZM230 169V170H229ZM171 171L172 172H168ZM176 170V171H175ZM181 170V172H180ZM141 171V172H142ZM196 171V172H195ZM204 173H203V172ZM202 172V173H201ZM217 172V173H214ZM167 174L166 176L169 177L166 178L165 174ZM193 173V174H192ZM88 174V173H87ZM164 174V175H163ZM181 174V175H180ZM173 175V176H172ZM184 175V177H183ZM186 175V176H185ZM196 175V176H194ZM203 177H202V176ZM217 175V176H216ZM222 175V176H221ZM193 176V177H192ZM220 176V177H219ZM8 177V176H7ZM10 177V176H9ZM160 177V179H159ZM175 177V179L173 178ZM21 178V177H20ZM24 178V177H23ZM86 178V179H85ZM162 178V179H161ZM165 178V179H164ZM181 178V179H180ZM217 178V179H216ZM22 179V178H21ZM20 179V180H21ZM173 179V180H172ZM181 180V181H180ZM22 181V180H21ZM89 181V176H85L82 178L81 182H79L80 184H78V189L81 190H77L76 191V195L79 196L75 197L77 201H81V203H84L83 201H85L86 204L91 203L92 204L95 202L97 203L98 200H96L97 197V189L93 188L94 186L91 187V183ZM196 181V182H195ZM189 182V183H188ZM210 184H209V183ZM85 183V185H84ZM19 182L18 184L13 185L16 189H17V185L19 186ZM206 184L209 185V187L206 186ZM212 184V185H211ZM87 185V186H86ZM174 185V186H173ZM221 185V186H220ZM215 186V187H216ZM80 187V188H79ZM201 187H203V189H201ZM52 188H50L51 190ZM91 189V190H90ZM186 189V190H185ZM200 189V190H199ZM205 191H208V190ZM49 190V189H48ZM48 190L44 191V194L46 193V196H43L44 194L42 192L40 193H36L35 195L37 196V194H39V198H43L44 199V203H46L47 201V205H45L42 202H37V198L35 197V195H31L29 196V200L28 198H25L26 200L24 202H20L21 205V209L20 210L21 214L22 213H26L28 210L26 209L25 204L29 205V208H35L37 207V205L39 204H43L46 208L49 207V209L53 210L52 208H54L55 206H60L61 208L65 207L63 209V213L64 217L63 218V222L65 224H67V227L70 228L69 225V221L70 216H69V210L70 207L72 206V200L67 198H63V196L60 199V194L58 197H56V193L53 195L52 192H49L50 194L53 195V197L48 194ZM53 191L55 190L57 192L58 195V191L53 187L52 189ZM96 190V191H95ZM176 190V191H174ZM90 191V192H89ZM77 192H79L77 194ZM93 192V193H92ZM174 192V193H173ZM54 193V192H53ZM96 193V194H95ZM88 194V195H86ZM223 194V195H222ZM84 195V196H83ZM94 195V196H93ZM96 195V196H95ZM163 195V194H162ZM50 197L48 199V197ZM81 196V197H80ZM174 196V197H173ZM177 196V197H176ZM47 197V199H46ZM91 197V198H89ZM192 197V198H191ZM226 197V198H225ZM36 198V199H35ZM38 198V199H39ZM54 198V200H53ZM59 198V199H57ZM62 198L64 199V201H61ZM87 198V199H86ZM181 198V199H180ZM46 199V200H45ZM70 202H65L69 201ZM94 199V200H92ZM178 199V200H177ZM189 199V200H188ZM192 199V201H191ZM27 200L29 201V203L27 202ZM40 200V199H39ZM42 200V199H41ZM91 200V202H90ZM226 200H229L226 202ZM31 201V203H30ZM57 201V203L55 202ZM163 209L166 212V218H169L170 215V206L168 204V202H166V200H163ZM26 202V203H25ZM187 202V203H186ZM25 203V204H24ZM84 203V204H85ZM54 204V205H53ZM71 204V205H70ZM52 205V206H49ZM63 205V206H62ZM67 205V207L65 206ZM150 204H146L145 206H143V210L149 212L151 214V216H155L152 213H156L155 209L152 205H150V207H147ZM224 205V206H223ZM25 206V208H23ZM189 208H188V207ZM220 206V207H221ZM153 207V208H151ZM28 208V206H27ZM150 208V209H149ZM191 208V209H190ZM24 209L26 211H24ZM152 209V210H151ZM168 209V210H167ZM190 209V210H188ZM187 210V211H186ZM54 211V210H53ZM155 211V212H154ZM193 211V210H192ZM19 212V210H18ZM17 212V213H18ZM19 212V213H20ZM225 212V213H224ZM16 213V214H17ZM18 213V215H19ZM168 213V214H167ZM192 213V212H190ZM224 213V214H223ZM197 214V215H196ZM226 214V215H225ZM224 215V216H223ZM21 216V215H19ZM18 216V217H19ZM23 216V217H22ZM21 217L22 219L24 218L25 214H23ZM201 216V217H200ZM220 216V217H219ZM230 216V217H229ZM198 217V218H197ZM204 217V218H203ZM210 217V218H208ZM223 217V218H222ZM67 219V220H66ZM215 219V220H214ZM68 221V223L66 221ZM214 221V222H213ZM207 223V224H206ZM212 223V224H211ZM63 223L60 224V228L63 226ZM203 226H202V225ZM216 224V226L214 225ZM198 225V226H197ZM200 225V226H199ZM208 225L212 226V227H207ZM56 227L53 226L52 231H54L57 228V225H55ZM191 226V227H190ZM173 227V228H172ZM198 227V228H197ZM221 227V225H220ZM219 227V228H220ZM59 228V229H60ZM187 230H186V229ZM204 228V227H203ZM176 229V230H174ZM184 229V230H183ZM229 227L220 230V232H218V237L222 238V241L224 240L223 238L229 233L228 230ZM169 230V231H168ZM68 231V230H67ZM65 230V232H67ZM168 231V232H167ZM173 231V232H172ZM182 231V232H181ZM185 231V232H184ZM195 231V232H194ZM44 232H47V230H45ZM55 232V231H54ZM187 232V233H186ZM163 233V234H162ZM226 233V234H225ZM10 234V233H9ZM48 234V232H47ZM43 233L40 234L42 236V238H40V242L43 241V243H46L47 240H45V237L47 239L50 240L49 236ZM47 235V236H46ZM162 235V236H161ZM193 235L195 237H193ZM8 236V238H7ZM165 237V238H164ZM189 237V239H188ZM192 237V238H190ZM3 238H6V240ZM2 240L0 241V252H6L8 251V247L12 246L11 243L13 244V241L11 239V237L6 233L5 237H3ZM44 238V239H43ZM161 238V239H160ZM185 238V239H184ZM42 239V240H41ZM159 239V240H158ZM191 239V240H190ZM48 240V241H49ZM179 240V241H178ZM6 241V242H5ZM47 241V242H48ZM162 241V242H161ZM164 241V242H163ZM183 241V242H182ZM4 242V243H3ZM180 244H179V243ZM173 243V244H172ZM4 244V245H3ZM151 244V245H150ZM172 244V245H171ZM9 245V246H7ZM157 245V246H156ZM6 246V248L4 247ZM165 247V248H164ZM10 248V247H9ZM12 248V247H11ZM10 248V249H11ZM36 247H34L35 249ZM4 249H7L6 251ZM9 249V250H10ZM62 250H60L61 253H63L64 257H71L69 256V254L67 253V251L69 252L70 247L69 246H65L63 248H61ZM151 249V250H150ZM170 249V250H169ZM177 249V248H176ZM36 250V249H35ZM214 247H212L210 249V252L207 256L199 259L196 264H211L210 259H212L211 256L215 255V252L213 251ZM170 253H169V252ZM213 252V253H212ZM165 253V255H164ZM163 254V255H162ZM153 255V256H152ZM14 256V257H13ZM13 257V258H12ZM16 254L11 255V259L8 258L7 260H5V262L3 264H19V257H17L16 259ZM159 257V258H158ZM162 257V258H161ZM168 260H167V258ZM172 257V258H170ZM154 258V259H153ZM14 259V261H13ZM163 259V260H162ZM52 260V261H51ZM152 260V261H151ZM158 260V261H157ZM9 261V262H8ZM51 261V262H50ZM50 261H47L46 263L49 264H54L55 261H53V259H50ZM205 261V262H204ZM11 262V263H10ZM54 262V263H52Z\"/></svg>",
    "mask_w": 264,
    "mask_h": 264
}]
</instances>
